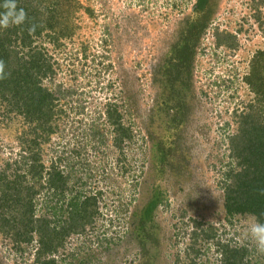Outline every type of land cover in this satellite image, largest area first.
Wrapping results in <instances>:
<instances>
[{
	"label": "rangeland",
	"instance_id": "1",
	"mask_svg": "<svg viewBox=\"0 0 264 264\" xmlns=\"http://www.w3.org/2000/svg\"><path fill=\"white\" fill-rule=\"evenodd\" d=\"M72 1V22L77 27L73 37L62 40L59 48L45 36L36 39L54 71L43 85L57 98H61L59 91L65 92L58 101L63 113L56 123L57 132L41 144V162L49 170L50 161H56L55 167L68 181L63 195L54 196L44 179L35 196V214H46L52 221L57 218L54 207L56 214L65 216L73 196L82 198L99 191L101 209L97 205L98 217L91 226L67 239L64 250L54 258L59 264H184L180 258L176 262L175 256L187 247L185 233L191 231L189 218H193L215 226L223 239L234 237L235 242L251 248L247 264H264V255L247 235L254 219L234 216L226 221L221 189L230 166L226 136L233 127L226 123L233 111L253 101L244 76L251 57L264 50V0L212 1V15L191 74L184 77L191 80L192 88L185 93L181 119L173 123L159 113L163 106L155 102L154 78L159 76L157 68L178 28L194 13L196 0ZM215 30L234 36L236 47H217ZM110 102L120 107L136 132L130 163L143 164L136 189L131 187L134 172L128 178L108 176L115 172L116 159L103 115L104 105ZM2 110L0 168L19 158V144L28 135L20 117L5 120ZM149 149L172 155L165 163L160 158L168 170L161 188L151 175H157L156 159H149ZM99 161L103 174L97 171ZM21 167L18 162L11 168ZM153 197L157 199L151 215L155 226L147 227L143 209ZM28 247L14 251L0 236V264H35L36 241ZM198 247L202 253L196 264H219L213 246L201 243Z\"/></svg>",
	"mask_w": 264,
	"mask_h": 264
},
{
	"label": "trees",
	"instance_id": "2",
	"mask_svg": "<svg viewBox=\"0 0 264 264\" xmlns=\"http://www.w3.org/2000/svg\"><path fill=\"white\" fill-rule=\"evenodd\" d=\"M212 1L196 0L194 13L178 28L176 37L163 55L161 67L157 68L159 76L154 78L157 85L155 102L162 103L163 109L159 110V113L162 117L168 116L169 122H176L182 117L185 93H189L192 88L191 80L184 77L188 78L191 74L192 61L212 15L209 11ZM72 2L17 0L18 8H23L28 14L29 24L0 29V59L6 62V70L11 72L8 79L0 81V107L3 108L5 120L11 116L20 117L28 134L27 138L22 137L19 144V158L12 160L11 164H1L0 236L3 241L8 240L13 250L18 252L26 251L35 240V264H59L54 255L64 250L67 239L72 235L83 234L91 226L98 217L97 205L100 206L99 191L82 198L79 195L73 196L67 203L65 216L63 213L56 214L58 211L54 207V215L57 218L52 221L46 214H35V196L42 188L41 182L46 179L55 196L63 195L68 181L55 167L56 161L55 164L50 161L49 170H46L41 162L44 153L41 144L49 142L57 132L56 123L63 113L58 101L64 97L65 92L59 91L57 94L61 98H57L43 85L45 79L52 77L54 71L43 48L36 45V39L41 40L45 36L52 45L59 48L62 40L73 37L77 27L72 22L75 8ZM0 3H3V0H0ZM2 11L0 8V12ZM33 23L37 27L34 32H29L28 27ZM214 37L217 47H236L235 38L229 32L215 30ZM181 78L184 80H180ZM244 81L253 101L246 108L233 111L230 122L226 123L228 127H233L226 136L230 166L223 176L221 186L223 210L226 221L236 215H244L264 223V50H258L251 57ZM104 108L105 112L102 114L110 130V147L116 155V165L113 166L115 172L108 176L121 175L128 178L129 173L134 172V178L130 177L131 187L136 189L139 176L143 174V164L134 166L130 163V156L132 157L134 151L133 139L136 137L133 124L128 122V118L125 119V115L119 110L120 107L113 102L105 104ZM41 138L42 142L39 141ZM148 151L151 156L149 159H156L153 167L157 175H151L153 179H158L157 187H160L168 171L167 165L161 166L160 158H163L165 163L172 155L170 152L159 151L155 154L154 150ZM61 161L63 160H58ZM18 162L22 164L21 169L13 170L11 167ZM154 164L160 166L156 168ZM170 168L172 169V166ZM99 170L101 174L105 171L102 161H99L97 171ZM155 198H150L143 209V216L149 221L145 223L147 227L155 226L151 222V215L157 207ZM189 228L191 231L185 233V237H189L187 247L181 250L182 257L179 256L180 250L178 251L176 262L180 258L186 261V264H196L202 253L198 244L202 243L214 247L219 264H247L248 255L252 252L247 245L235 242L233 238L225 240L215 226L197 223L195 219H190Z\"/></svg>",
	"mask_w": 264,
	"mask_h": 264
},
{
	"label": "clouds",
	"instance_id": "3",
	"mask_svg": "<svg viewBox=\"0 0 264 264\" xmlns=\"http://www.w3.org/2000/svg\"><path fill=\"white\" fill-rule=\"evenodd\" d=\"M0 8L3 9V11L0 12V29H8L9 27L13 26L19 27L25 24H29L28 14L23 8H18L17 0H3V3H0ZM36 27V24H30L28 27V31L34 32ZM6 69V62L3 59H0V81L6 80L11 76V72ZM262 194H264V192H262ZM236 216L246 218L252 217L244 215ZM196 222L199 223L202 221L196 220ZM202 223L205 225H209L204 222ZM247 235L250 236L251 240L255 243L257 252L261 255H264V223H260L258 221H254L253 223H251L247 230ZM232 238L233 240L235 239L234 237Z\"/></svg>",
	"mask_w": 264,
	"mask_h": 264
}]
</instances>
